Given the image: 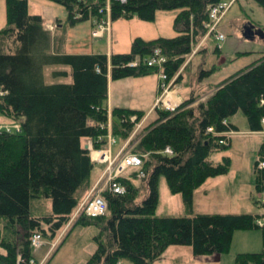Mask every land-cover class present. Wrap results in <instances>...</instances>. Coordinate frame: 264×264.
<instances>
[{"label":"trees","instance_id":"obj_1","mask_svg":"<svg viewBox=\"0 0 264 264\" xmlns=\"http://www.w3.org/2000/svg\"><path fill=\"white\" fill-rule=\"evenodd\" d=\"M51 1L65 9L69 25L86 20L96 24L102 17L99 9L105 6V0ZM253 1L264 9V0ZM218 3L110 0V21L133 14L152 21L157 10L178 12L173 19L175 36L136 37L127 53L107 56L53 52L52 36L40 15L28 14L27 0H5L6 25L0 29V115L16 127L0 128V264H16L18 257L22 264H29L34 259L33 233L54 241L72 223L74 210L91 187L92 161L83 140H91L96 149L105 145L108 79L156 74L160 69L168 83L205 36L209 9ZM154 49L166 58L160 68L146 65ZM213 49L219 52L217 43ZM46 66L57 67L53 77L64 80L46 83ZM209 73L200 71L198 77ZM199 97L191 94L172 111L154 107L153 118L143 122L128 143L142 164L133 169V178H117L124 193L105 191L102 215L79 211L61 239L76 225L96 227L94 248L83 264H152L171 245L190 246L195 256L220 255L228 251L234 231L255 229L261 232L262 249L237 254L234 264H264V224L257 223L259 216L194 213L191 209L196 188L229 170L228 157L212 163L210 156L227 148L220 143L226 138L223 132L238 129L230 118L241 112L249 131L263 128L264 50L249 65L214 85L204 99ZM110 113L112 134L124 141L146 115L123 107H113ZM208 127L212 132H207ZM165 147L170 155L164 153ZM258 155L264 156V140ZM160 176L171 193L180 195L187 210L184 215H156ZM255 188L262 189L259 175ZM42 198L50 199L51 210L37 214L31 203Z\"/></svg>","mask_w":264,"mask_h":264},{"label":"rangeland","instance_id":"obj_2","mask_svg":"<svg viewBox=\"0 0 264 264\" xmlns=\"http://www.w3.org/2000/svg\"><path fill=\"white\" fill-rule=\"evenodd\" d=\"M228 1L229 0H220L221 3H227ZM27 12L30 15H40L43 18L44 26H46L45 22L51 23L49 24L50 26H48L49 29L53 27L56 19H60L61 22L67 20L65 9L51 0H27ZM177 12V9L157 10L152 21L140 20L135 14L131 15L129 18H118L110 22V35H104L99 38H95L91 35V24L88 20L76 23L73 29H71L70 25L66 22L68 30L61 31L58 29L55 32L52 42V51L68 54H89L96 51L106 52L107 54L111 52L127 53L130 50L133 39L136 37L153 39L157 37L174 36L173 19ZM239 19L242 21H239ZM234 21H239V23H232ZM247 22H251L255 27H260L264 30V9L253 0H236L231 7H229L219 24L220 31L225 35V39L218 44L219 52H214L213 49L216 42L210 37L205 38V45H202L205 49L200 47L198 52L194 54L190 61L183 67L179 77L170 85L168 97L174 93L179 97V92L183 91V87H186L185 85L192 88L197 82V76L200 71L208 70L211 71V73H209L211 76H208L207 79L204 77L203 82H201L198 87V94L202 97L199 98L204 99L213 85H218L220 83L219 81L227 76V73L238 69L246 62V57H237L238 52L249 50L256 51L257 48L259 49V53L263 52L264 43L261 39L255 38L254 41H250L243 39L241 36L242 27L247 24ZM5 25V0H0V28ZM234 29H236V33L240 37L236 33H233ZM251 59H253L252 54L249 55L248 62L251 61ZM56 69L58 68L53 66L44 67L43 74L46 83L64 80L62 78L53 77L52 72ZM149 77L154 79L150 80ZM110 91L115 105H123L149 114L151 106L159 95L157 73L137 77H124L114 80ZM150 119L151 115L146 118L144 116L140 122L135 125L132 133L125 140L128 146L126 151L132 150L131 148L133 145L131 144L130 146L128 144L129 141L132 139V136L140 130L141 124ZM229 121L236 123L240 130H245L246 128L245 118L241 112L235 114ZM13 123L14 122L0 115V128L11 129L12 126L16 127ZM107 125H109L110 129H113V122L111 120L106 126ZM246 137L249 136L242 131L237 130V132H232L224 139L227 148L222 152H217L210 156L212 163H220L223 157H228L230 160V169L226 174L207 178L196 188L191 205L192 211L204 214H261L260 212L264 211V192L262 190L257 191L250 188L247 185V181L238 182L237 184L235 179L237 171H241L238 175H242L243 171L246 174L248 168L251 167L250 172H252L253 155L257 144L252 143V139L250 143H248ZM133 173V169L129 168L123 171L122 175H129L128 177L131 179L133 178ZM99 177L95 183L99 180ZM132 183L139 185L138 180H133ZM98 189L99 191L97 192ZM97 190H95V193H101V195L107 191L102 181H100ZM250 190H253L252 194L254 199L261 204L259 207H256L249 199L248 195ZM87 195H85V197ZM31 204L33 211L37 212V214H42L51 210V203L48 198L33 201ZM185 209L186 207L183 205L180 195L171 193L167 188L164 177L160 176L158 180V205L156 208V215L181 216L187 212ZM79 214L80 212L75 213L74 210L72 220L74 221L77 215L80 216ZM259 218L262 220L264 217ZM72 223L69 222L68 225H65L62 230L58 232L54 241L45 240L46 238H43L42 245L38 249L32 250L33 256L40 259L47 250L49 258V260L47 259V264H83L94 248L95 244L92 240V236L96 234L97 229L92 225H76L62 240L61 238ZM244 231L246 230H236L233 232L226 253L220 255L195 256L192 254L190 246L171 245L166 247L160 258L155 260L152 264H234L235 257L238 253H246L244 252L245 250L256 251V249H260L261 247V234L257 230V232L252 231L251 235H249L248 246L246 248V244H244L241 238ZM254 234H257V238H254ZM53 251L54 253L49 257ZM38 264H41L40 260ZM122 264L130 263L122 261Z\"/></svg>","mask_w":264,"mask_h":264},{"label":"built area","instance_id":"obj_3","mask_svg":"<svg viewBox=\"0 0 264 264\" xmlns=\"http://www.w3.org/2000/svg\"><path fill=\"white\" fill-rule=\"evenodd\" d=\"M109 1L105 0V6L99 9V13L102 15L101 20L97 22L95 28L91 32L93 37H102L104 34H109ZM123 2L125 0H119ZM230 3H219L212 6L209 9L208 13V23L205 25L207 28L206 36L211 35L216 41H222L224 39V35L219 31V23L222 20L225 12L227 11ZM166 62V58L161 54L159 49H154L146 61L147 66H154L160 68L162 64ZM129 66H134V63H129ZM160 78V87H162V93L157 103H160L162 107L172 110L173 104L165 100L164 93L168 91L169 84H165L164 80L166 79V75L161 71L159 72ZM261 122L264 124V118L261 119ZM223 123H226L225 120ZM9 130V129H7ZM207 132H212V128L208 127ZM232 132H223V134L230 135ZM220 143H224V141H220ZM106 152V151H105ZM107 153V152H106ZM164 153L170 155L171 150L168 147H165ZM102 161L107 162V166L99 180L91 187L89 190L88 195L84 198L81 202L78 210L83 211L88 216H99L105 212L106 209V202L103 196L100 194H96L95 190H97L100 181L106 187L107 191L111 192L112 194H123L124 187L118 183L116 180L117 178L130 167H139L141 166V158L134 154V153H121L119 152L115 157L110 158L109 155L103 154L101 157ZM255 170L260 177V182L263 187L264 192V156L258 155L255 158ZM99 189L97 190V192ZM42 245V236L40 233H33L30 237V246L34 249L39 248ZM29 264H34L32 259H29ZM16 264H22L20 257L17 258Z\"/></svg>","mask_w":264,"mask_h":264},{"label":"crops","instance_id":"obj_4","mask_svg":"<svg viewBox=\"0 0 264 264\" xmlns=\"http://www.w3.org/2000/svg\"><path fill=\"white\" fill-rule=\"evenodd\" d=\"M231 0H229L228 2H230ZM236 1V0H235ZM234 1V2H235ZM233 2V3H234ZM232 3V4H233ZM231 4V5H232ZM231 7V6H230ZM227 13V12H226ZM33 15V14H32ZM34 15H38V14H34ZM43 19V18H42ZM89 21V20H88ZM239 21H242V20H240L239 19ZM239 21H234V22H232V23H234V24H236V23H239ZM44 22H45V20H44ZM67 20L65 21V22H61L60 21V19H56L55 20V22H54V25H53V27H51L50 29H49V27L48 26H50L49 24H51V23H49V22H45L46 23V26H44V28L46 29V30H50L49 32H50V34H51V36H52V39H54L53 37L55 36V32L59 29V30H68V28H67ZM110 22L111 21H109V27H110ZM89 23L91 24V30H92V28L97 24H94L95 22L92 20V21H89ZM234 27V26H233ZM1 28H3V27H1ZM0 28V29H1ZM70 28L71 29H73V28H75V24L74 25H70ZM235 28V27H234ZM90 30V31H91ZM70 31V30H69ZM70 33H71V31H70ZM111 33V32H110ZM233 33H236V29H234V31H233ZM59 34V33H58ZM237 34V33H236ZM175 35H176V32H175ZM174 35V36H175ZM238 35V34H237ZM239 36V35H238ZM173 37V36H172ZM240 37V36H239ZM203 39V38H202ZM200 40L198 43H197V46L193 49V50H195V52H196V50H199V48L200 47H203L202 45H205L204 43H205V39L204 40ZM244 39V38H243ZM146 40H149V39H146ZM250 41H254V40H250ZM53 42V41H52ZM199 46V47H198ZM203 49V48H202ZM221 49V48H220ZM258 51H259V49L257 48V50L255 51V50H249V51H243V52H238L237 53V57H246L247 58V60H246V62L245 63H243L242 64V66L241 67H239L238 69H236V70H233V71H231L230 73H227V76L226 77H224L222 80H224L225 78H227L228 76H230V75H232V74H234L235 72H237V71H239V70H241V69H243L245 66H247V65H249L251 62H253L257 57H258V55L260 54V53H258ZM198 52V51H197ZM93 53H103V54H106L107 56H109V54H107L106 52H102V51H96V52H93ZM252 54V56H253V59H251V61H249L248 62V57H249V55L250 54ZM68 54V53H67ZM89 54H92V53H89ZM193 57V55L191 54V55H189L188 57H187V59H186V62L184 63V65L183 66H181L180 67V69L177 71V73L174 75V77L169 81V83H173L174 82V80H175V77H177L179 74H181V71H182V69H183V67L186 65V63L188 62V60H190L191 58ZM208 71V70H207ZM208 76H211L210 74L208 75ZM208 76L206 77V79L208 78ZM198 77V76H197ZM150 78V80H153L154 78H151V77H149ZM157 79H158V77H157ZM203 79L204 78H202V79H199V77H198V79H197V82L192 86V88H189L188 87V85H185L186 87H183L184 89H183V91H180L179 93H180V96L178 97V95H175V93L173 94V95H170L169 97H168V99H169V101L173 104V106L174 107H177L181 102H183L184 100H186V99H188V97L191 95V94H198L199 92H198V87H199V85L201 84V82H203ZM142 80V79H141ZM221 80V81H222ZM156 81V80H155ZM221 81H219V82H221ZM112 82L113 81H111L110 79H108V83H107V95H106V100H105V107L107 108V111L109 112V114H108V118H109V121L111 120V117H110V111H111V109L113 108V107H123V108H129V107H126V106H123V105H119V104H117V105H115L114 104V101L112 100V95H111V91H110V89H111V87H112ZM200 82V83H199ZM214 86V85H213ZM212 86V87H213ZM194 87H195V89H194ZM212 90V88L207 92L208 94L210 93V91ZM168 92H169V90H168ZM168 92H167V96H168ZM178 93V94H179ZM206 93V94H207ZM205 94V95H206ZM200 98H202V97H200ZM155 101H156V99H155ZM155 101H154V103H153V105L151 106V108H150V113L149 114H146L147 116H149V115H151V119L153 118V109H154V104H155ZM130 109H132V108H130ZM149 112V111H148ZM146 116V117H147ZM145 117V118H146ZM109 121H107V123L106 124H108V122ZM111 121H114L113 119L111 120ZM226 122V121H225ZM232 123V122H231ZM235 126H237V124L236 123H233ZM245 130H240L239 128H238V126H237V130L238 131H242L244 134H246L247 136H249V137H246V139H248V143H250V141H251V139H252V143H256L257 145H256V150H255V152H254V155H253V166H252V172H250V169H251V167L250 168H248V171L246 172V174H245V172L243 171L242 172V175H238L239 173H241V171H237V176H235V179H236V181H237V184H238V182H246L247 181V185L250 187V188H252V189H254V190H256V188H255V178H256V174L254 173L255 171H254V162H255V158H256V156H257V154H258V148H259V145L261 144V142L264 140V125L262 126L263 128H262V130L261 131H258V132H252V131H249L248 130V128H247V126H246V121H245ZM237 130H235L234 132H237ZM112 132V129H110V127H109V125H107V134H106V138H105V145L102 147L103 148V150L100 152L99 151V155H98V150L96 149V148H93L92 147V142H91V140H83V142H84V146H86L88 149H89V156H90V159H91V161H92V169H91V172H90V183H91V186L95 183V181L97 180V178L100 176V174L102 173V171L104 170V168L106 167V164L103 162V161H101L100 160V157H102V155L103 154H107V155H109L111 158L112 157H114V156H116V154H118L119 152H120V150L123 148V147H125V144L127 143L126 141H124V140H121V138H119L117 135H114V134H112L111 132ZM101 149V148H100ZM106 149H108V151H107V153L104 151V150H106ZM230 169V168H229ZM229 171V170H228ZM228 173V172H227ZM244 180V181H243ZM195 192V191H194ZM252 192H253V190H250L249 191V195H248V197H249V199L255 204V206L256 207H259L261 204L259 203V201H257V200H255L254 199V196H253V194H252ZM193 196H194V193H193ZM194 212V211H193ZM194 213H198V212H194ZM261 214H256V213H249V214H251V215H257V216H259V217H264V211L263 212H260ZM185 214V213H184ZM183 214V215H184ZM221 214H226V213H221ZM227 214H230V213H227ZM233 214V213H232ZM261 215V216H260ZM258 221H260L261 223H263L264 224V218L262 219V220H260V218H259V220ZM257 230L258 229H255V230H246V231H244L243 232V234L241 235V238L243 239V242H244V244H246V248H247V246H248V240H249V235H251V233H252V231H254V232H257ZM259 232H260V230H258ZM260 234H261V232H260ZM233 235V234H232ZM260 237H261V235H260ZM232 238V237H231ZM254 238H257V234H254ZM262 249V237H261V247H260V249H256V251H251V250H245L244 252H246V253H254V252H259V250H261ZM47 254V250L45 251V253H43V255L41 256V258L40 259H38V258H36L35 256H34V258H35V260H37V261H39V260H41L45 255ZM239 254V253H238ZM120 264H122V262H120Z\"/></svg>","mask_w":264,"mask_h":264},{"label":"water","instance_id":"obj_5","mask_svg":"<svg viewBox=\"0 0 264 264\" xmlns=\"http://www.w3.org/2000/svg\"><path fill=\"white\" fill-rule=\"evenodd\" d=\"M242 37L246 40H254L255 38H259L264 43V30L261 28H255V26L248 22L242 27Z\"/></svg>","mask_w":264,"mask_h":264}]
</instances>
